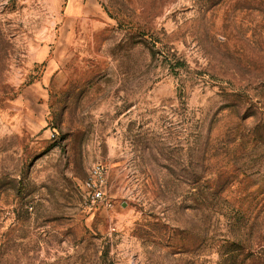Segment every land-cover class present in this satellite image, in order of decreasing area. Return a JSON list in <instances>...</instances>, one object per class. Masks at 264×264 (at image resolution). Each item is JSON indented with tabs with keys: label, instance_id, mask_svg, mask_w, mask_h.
Returning a JSON list of instances; mask_svg holds the SVG:
<instances>
[{
	"label": "rangeland",
	"instance_id": "1",
	"mask_svg": "<svg viewBox=\"0 0 264 264\" xmlns=\"http://www.w3.org/2000/svg\"><path fill=\"white\" fill-rule=\"evenodd\" d=\"M97 2L0 0V264H264V0Z\"/></svg>",
	"mask_w": 264,
	"mask_h": 264
},
{
	"label": "built area",
	"instance_id": "2",
	"mask_svg": "<svg viewBox=\"0 0 264 264\" xmlns=\"http://www.w3.org/2000/svg\"><path fill=\"white\" fill-rule=\"evenodd\" d=\"M108 172L103 165L92 168L89 178L83 184L84 200L91 208H112V202L108 194Z\"/></svg>",
	"mask_w": 264,
	"mask_h": 264
},
{
	"label": "crops",
	"instance_id": "3",
	"mask_svg": "<svg viewBox=\"0 0 264 264\" xmlns=\"http://www.w3.org/2000/svg\"><path fill=\"white\" fill-rule=\"evenodd\" d=\"M68 17L82 18L100 11L97 0H63Z\"/></svg>",
	"mask_w": 264,
	"mask_h": 264
},
{
	"label": "trees",
	"instance_id": "4",
	"mask_svg": "<svg viewBox=\"0 0 264 264\" xmlns=\"http://www.w3.org/2000/svg\"><path fill=\"white\" fill-rule=\"evenodd\" d=\"M231 259V258H230ZM230 259H228V260H230Z\"/></svg>",
	"mask_w": 264,
	"mask_h": 264
}]
</instances>
